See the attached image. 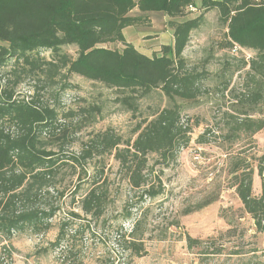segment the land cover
I'll use <instances>...</instances> for the list:
<instances>
[{"label": "rangeland", "instance_id": "374dc122", "mask_svg": "<svg viewBox=\"0 0 264 264\" xmlns=\"http://www.w3.org/2000/svg\"><path fill=\"white\" fill-rule=\"evenodd\" d=\"M202 6V0H196L197 11L187 17L198 16ZM151 13H146L150 24L140 29L152 34L162 32L166 14ZM131 14L146 15L139 8ZM225 34L217 9L208 11L204 24L192 32L184 55L187 67L203 76L197 100H171L156 89L140 98L135 112L119 103L114 88L69 74L61 68L58 58L56 72L26 75L24 67L29 66L17 65L13 60L0 68L3 86H14L16 99L38 97L57 110V123L66 129V140L55 146V151L61 145L60 150L66 154L79 153L96 133L108 129L124 139H135L139 124L151 120L156 111L175 104L181 107L183 123L192 127L190 143L180 149L169 166H164L156 153L149 155L148 185L143 189L132 188L123 178L114 156L95 157L80 176L71 166H65L59 187L66 195L62 199L54 196L60 211L52 219L51 230L42 234L30 229L15 233L11 240L12 258L6 259L5 264H264V232L257 229L252 215L245 210L231 173L243 149L250 168L257 171L263 163L264 130L253 135L241 126L249 118L264 119V98L256 104L248 98L262 76L254 74L249 64L256 51L222 48ZM112 47L122 48L123 44ZM151 51L150 54H159ZM62 53L74 59L78 47L66 45ZM41 56L51 60L52 52L42 51ZM5 125L15 130L11 126L14 124ZM79 177H83L81 191L74 196ZM95 178H100L98 184L108 194L100 217L87 215L80 207L83 193ZM147 189L154 194L147 193ZM254 192L260 194L258 184ZM140 218L142 223L136 234L143 250L139 253L125 241L134 221ZM63 221L70 223L69 234L61 247L54 249L51 243ZM188 237L199 239V246L190 248ZM9 243L0 240V254L3 245ZM219 247H223L222 253L214 254Z\"/></svg>", "mask_w": 264, "mask_h": 264}, {"label": "trees", "instance_id": "16d2710c", "mask_svg": "<svg viewBox=\"0 0 264 264\" xmlns=\"http://www.w3.org/2000/svg\"><path fill=\"white\" fill-rule=\"evenodd\" d=\"M202 5L198 16L187 17L193 12L190 8L196 7V0H0V68L13 60L17 65L29 66L24 67L26 75L56 72L58 58L61 68L69 74L114 88L119 103L133 112L138 110L140 98L156 89L171 100H197L203 76L187 67L184 52L192 32L204 24L205 14L217 9L219 21L226 30L222 48L238 46L239 51L251 49L257 53L249 64L262 79L256 81V88L248 98L255 104L262 101L264 0H202ZM136 8L145 14L163 12L169 17L168 26L174 31L175 41L173 45H163L161 55L148 56L127 41L126 28L150 24L147 14H131ZM116 43L123 47L113 48L112 44ZM66 45L78 47L76 58L62 53ZM46 50L52 52L51 60L41 56ZM14 89V86H3L0 79V240L10 241L3 245L0 264L12 258L11 240L15 233L30 229L42 234L51 230L52 219L60 211L54 196L62 199L66 195L59 187L65 166H71L80 176L95 157L114 156L120 163L123 178L132 188L143 189L148 185L149 155L156 153L167 167L192 139V127L183 123L181 107L175 104L156 111L151 120L139 124L135 139H124L108 129L96 133L79 153L66 154L60 150L61 145L55 151V146L66 140V129L57 123V110L38 97L28 101L16 99ZM6 122L14 124L11 126L15 130L11 131ZM241 126L255 135L264 130V119L249 118ZM244 150L238 153L231 169L233 186L257 229L264 232V155L263 163L255 171L250 168ZM79 178L74 196L81 191L83 177ZM100 178L93 179L80 199L81 210L93 217L103 215L108 200L107 189L98 184ZM257 184L260 194L254 192ZM145 191L154 194L151 189ZM141 223V218L134 221L125 241L139 253L143 244L136 230ZM69 228L68 221L61 223L52 248L61 247ZM188 242L193 248L201 241L188 237ZM222 248L213 253L221 254ZM208 252L201 250V253Z\"/></svg>", "mask_w": 264, "mask_h": 264}, {"label": "crops", "instance_id": "0c3cea01", "mask_svg": "<svg viewBox=\"0 0 264 264\" xmlns=\"http://www.w3.org/2000/svg\"><path fill=\"white\" fill-rule=\"evenodd\" d=\"M150 14H152L150 12ZM166 16V25L165 29L160 33H150L146 32L140 27H128L124 30V34L126 36V39L128 42L132 43L139 51L142 53L152 56L154 54H150L151 52H157L159 51V54L161 55V48L163 45H173L174 44V31L168 26L169 17ZM155 36L154 38L149 36ZM143 48V49H141ZM150 49V50H149Z\"/></svg>", "mask_w": 264, "mask_h": 264}, {"label": "built area", "instance_id": "2783aa9c", "mask_svg": "<svg viewBox=\"0 0 264 264\" xmlns=\"http://www.w3.org/2000/svg\"><path fill=\"white\" fill-rule=\"evenodd\" d=\"M190 11H193V12H194V11H197V8L194 7V6H192V7L190 8ZM235 49H236V50H239V47L236 46Z\"/></svg>", "mask_w": 264, "mask_h": 264}]
</instances>
